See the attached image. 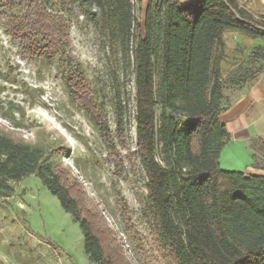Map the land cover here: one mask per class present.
I'll use <instances>...</instances> for the list:
<instances>
[{"label":"trees","instance_id":"1","mask_svg":"<svg viewBox=\"0 0 264 264\" xmlns=\"http://www.w3.org/2000/svg\"><path fill=\"white\" fill-rule=\"evenodd\" d=\"M14 4L10 34L31 55L50 63L59 56L65 90L105 139L110 133L97 118L104 108L82 65L65 56L71 20L81 16L98 29L116 50L121 72L131 68L135 152L166 264H264V177L224 171L219 164L230 135L219 120L229 103L216 55L224 48V31L264 39V21L238 0H148L143 26L133 17L132 0H0V7ZM262 73L264 63L243 85ZM113 105L116 135H123L119 97ZM56 150L0 129V198L13 195L12 183L37 178L78 224L91 264H130L70 169L52 160Z\"/></svg>","mask_w":264,"mask_h":264},{"label":"rangeland","instance_id":"2","mask_svg":"<svg viewBox=\"0 0 264 264\" xmlns=\"http://www.w3.org/2000/svg\"><path fill=\"white\" fill-rule=\"evenodd\" d=\"M147 1L132 0L133 17L141 26ZM238 2L264 21V0ZM16 10L15 4L0 7V129L26 143L59 149L51 154L52 160L70 169V176L97 206L130 264H166L146 210L147 179L135 152L131 68L125 65L121 72L116 50L108 47L98 29L81 16L71 20L65 56L82 65L91 93L104 108L97 118L105 121L110 133L105 139L65 90L59 56L50 63L31 55L10 34V15ZM222 40L224 48L216 55L221 57V84L229 102L242 80L264 63V39L228 30ZM116 97L124 107V132L119 136L115 131ZM158 116L159 109L156 120ZM155 156L161 161L158 145ZM11 185L13 195L0 198L2 264H91L78 224L56 196L35 177Z\"/></svg>","mask_w":264,"mask_h":264},{"label":"crops","instance_id":"3","mask_svg":"<svg viewBox=\"0 0 264 264\" xmlns=\"http://www.w3.org/2000/svg\"><path fill=\"white\" fill-rule=\"evenodd\" d=\"M228 103L219 116L230 135L220 154V167L264 177V73L241 86Z\"/></svg>","mask_w":264,"mask_h":264}]
</instances>
